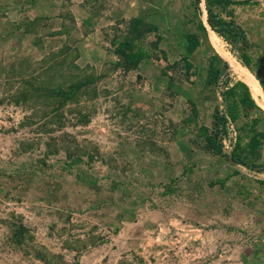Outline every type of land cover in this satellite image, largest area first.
Masks as SVG:
<instances>
[{"label":"rangeland","instance_id":"rangeland-1","mask_svg":"<svg viewBox=\"0 0 264 264\" xmlns=\"http://www.w3.org/2000/svg\"><path fill=\"white\" fill-rule=\"evenodd\" d=\"M141 3L101 66L48 41L46 0H0V264H264V149L255 168L231 160L264 109L229 124L216 155L202 134L227 104L184 65L219 55L243 81L230 59L248 70L247 54L264 84V0L233 7L249 49L200 29L205 0L200 15L194 0Z\"/></svg>","mask_w":264,"mask_h":264},{"label":"trees","instance_id":"trees-1","mask_svg":"<svg viewBox=\"0 0 264 264\" xmlns=\"http://www.w3.org/2000/svg\"><path fill=\"white\" fill-rule=\"evenodd\" d=\"M205 2L208 27L231 47L235 48L236 46H241L244 49H249L251 47L250 40L246 31L236 22L233 7L257 2V0H205ZM200 5L201 0H194V6L199 15L203 13ZM141 22H143L142 19H137L133 20L131 24L135 26ZM199 27L203 32H207L208 27L203 23H201ZM153 29L155 34H157V27L153 26ZM140 35L139 37L141 38ZM137 39L138 38H132L130 42H125L123 44V49L129 50L132 53L130 56H127V58L134 68L139 66L147 53L143 50L138 52L135 51L133 42ZM157 39L159 41L162 38L158 37ZM158 44L159 42L152 45L155 49L159 50ZM122 53L123 52L120 50L117 52L120 56H122ZM163 54L167 57L165 52H163ZM238 60L244 67L253 73V60L251 56L245 54L239 57ZM184 65L189 79L193 76H198L205 87L221 88L222 90L221 95L224 102L227 104L226 113L220 115L219 109H217L214 116V133L209 135L207 129H204L202 135L205 143L216 155H223V139L228 136L229 124H234L239 121L243 111L247 112L249 110L261 109L253 99L249 86L235 79L229 63L224 61L219 55L209 58L207 63H205L198 72L187 58L184 59ZM260 83L263 86V82L260 81ZM259 123L260 120H253L249 131L245 132L246 144H243V138L241 136L237 137L235 150L231 156V160L235 164L255 168L257 166L254 163L262 159L264 132L258 131L257 126Z\"/></svg>","mask_w":264,"mask_h":264},{"label":"crops","instance_id":"crops-1","mask_svg":"<svg viewBox=\"0 0 264 264\" xmlns=\"http://www.w3.org/2000/svg\"><path fill=\"white\" fill-rule=\"evenodd\" d=\"M46 4L49 26L54 27H48V41L60 44V48L64 45L76 47L79 51L76 60L78 65L116 64L119 58L118 54L110 51L113 50L110 44L111 33L115 32L119 23L122 25L144 18L141 0H46ZM37 17H42V14ZM138 40L133 42L134 45ZM59 47L54 45L55 49ZM260 125L257 126L258 131L264 132ZM218 184L223 183L214 185Z\"/></svg>","mask_w":264,"mask_h":264},{"label":"bare ground","instance_id":"bare-ground-1","mask_svg":"<svg viewBox=\"0 0 264 264\" xmlns=\"http://www.w3.org/2000/svg\"><path fill=\"white\" fill-rule=\"evenodd\" d=\"M211 33H212V37H213L212 41L214 42L215 45H217L216 39H215V36H217V35L214 32H212V30H211ZM227 55H229V54H227ZM227 55L224 54V56L226 58H227ZM230 62H231L232 67L237 72V75L240 78H242V80L249 86L251 93H252L254 99L256 100V102L258 103V105L264 109V90L262 89L260 84L257 82L255 77L248 70H245L242 68L240 69L239 67H237L235 65L233 59H230Z\"/></svg>","mask_w":264,"mask_h":264}]
</instances>
